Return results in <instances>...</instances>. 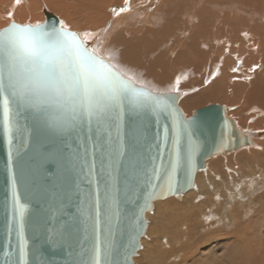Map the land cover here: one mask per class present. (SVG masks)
Returning <instances> with one entry per match:
<instances>
[{"label":"snow or ice","instance_id":"obj_1","mask_svg":"<svg viewBox=\"0 0 264 264\" xmlns=\"http://www.w3.org/2000/svg\"><path fill=\"white\" fill-rule=\"evenodd\" d=\"M130 10L121 7L113 11L120 15ZM88 36L84 33L82 38L63 21L59 27H49L13 19L0 29V128L11 144L20 116L27 113L53 134L76 133L74 149L66 144L69 152L61 161L65 187L72 173L82 176L89 187L79 194L78 216L72 222L53 216L59 227L49 232L51 238H71L83 217L91 229L92 244L86 248L80 243L79 264H117L121 206L143 194L142 213L149 206L148 198L162 194L165 188L168 192L177 189L179 173L195 167L196 125L194 120L179 116L175 98L138 88L133 77L104 60L98 49L88 45ZM161 116H171V125L161 123ZM147 117L155 119L157 131L155 152L145 159L143 120ZM17 179L11 177V206L5 227L7 237L16 232L19 245L16 251L10 241L6 245L5 264H29L24 237L29 205L17 195ZM59 195L54 189L50 207ZM135 224L139 226L137 234H142L141 218ZM136 251L135 242L124 246L127 264ZM14 256L17 259L13 260Z\"/></svg>","mask_w":264,"mask_h":264},{"label":"rangeland","instance_id":"obj_2","mask_svg":"<svg viewBox=\"0 0 264 264\" xmlns=\"http://www.w3.org/2000/svg\"><path fill=\"white\" fill-rule=\"evenodd\" d=\"M13 1L15 0H10V2L4 0L0 5L2 11L0 13V29L7 27L13 19L21 24L44 23L46 20L44 11H48L68 25L69 30L78 34L99 33L100 36H103L116 21L127 19L129 12L134 11L136 17L140 20V17L146 13L147 23L145 25L131 26L125 29L126 32L118 30L115 34H112L111 31L112 35L106 34V37H109L106 42H101V38L96 41L98 45L101 42L100 45L104 51L102 49L100 51L96 47L97 44L93 48L98 49L99 54L115 65L118 70L127 76L133 77L138 85L159 93H180L179 106L187 118H190L197 109L210 104L226 105L232 108L228 116L236 122V126L242 132L251 135L254 132L264 131V104L260 100L252 99L254 93L252 84H254V81L256 83V79L257 81L264 80V60L258 52L259 48H264V23H249L250 19L248 18H242V22L241 20L238 22L235 19H230V22H238L240 26L244 23V27L247 29L243 27L242 29L246 32V36L240 34L242 29L235 27L227 28L223 33L220 30L215 35L212 33L208 37L209 42H212V38H215L216 41H222L219 42L217 47L213 46L212 54H209L211 51L204 47L205 40L201 36V42L200 39L198 41L200 48L196 54L197 56L199 54L197 57L194 52L187 48V42L190 41L189 36L191 35L188 36L189 41H185L187 37L182 35L181 31L183 24L186 23L188 26L187 22L191 21L190 17L179 19L175 17L176 15H172L174 17L165 16L163 18L164 22L160 26L154 25V19L157 18V10H159L156 7V3H159L158 0H144L146 4L143 7L140 3L135 4L138 0L132 1L131 10L121 13V16L116 15L113 10L120 9L122 1L108 0L103 9L104 16L98 17L92 13L88 18L84 14L87 12L83 11L84 5L94 6L95 0H58L63 1L70 7L68 11L54 7L48 0H34L37 6H34L33 0H27L30 5L28 8H31L29 11L34 16L19 21L16 19L15 14L23 5L22 0L14 8L12 18L7 15V10L10 9ZM181 1L178 0V4ZM161 2L164 1L161 0ZM195 7V13L201 9V6L195 5ZM74 9H77V11ZM80 10L83 11L81 14ZM214 14H216L215 11H213ZM169 18L172 19L173 24H169L171 21L165 22ZM77 20L82 21V26L73 27L72 24ZM177 20L178 22L182 21L178 23ZM250 25L261 27L262 35L250 29ZM144 28L150 31L146 38L141 37L142 40L145 39L144 48L138 49L143 51L145 59L140 53H137L138 62L132 63V69H126L125 71L124 68L118 66L117 53H120V55L122 53L127 54L131 50V44L136 41V36H143L141 32L145 31ZM218 33H221V36ZM132 39L135 41L132 42ZM180 40L183 41L182 46H174ZM209 45L212 48V43ZM179 54H182V56ZM128 55L131 56L132 53H128ZM183 56H185L184 59L187 57V60L191 58L192 63H187V61L183 63L179 60V57ZM209 56H211V59ZM260 62L261 65L257 64ZM135 69L137 72L134 71ZM233 69H236V71H233ZM154 77L157 78L156 81ZM159 77L163 78L164 83H161ZM149 78L151 81H158L160 85L154 86L155 83H151ZM177 81L179 83H176ZM215 89L221 90L217 92L220 93L219 95L212 94ZM189 100L192 105L187 109L186 103L187 101L190 102ZM254 144L237 152L209 158L206 161V170L198 173L196 186L193 190L186 195L158 201L154 204L152 212L146 215L147 231L142 239L141 249L134 258L135 264H185L181 261V255L175 254L172 249L174 244L177 247L180 246L176 243L177 239L174 238L176 234L180 233L182 235L186 232L183 230L186 229L184 225L188 222L192 223L194 221L198 224L197 229L192 226L190 236L192 232H196V239H199L203 238L205 232L216 229L222 231V233H231L234 227L236 228L238 225L246 226L256 216L258 209L264 206V136L256 140ZM251 231L255 233V237L264 239V227L252 229ZM178 242H180V239ZM213 246L214 244L203 245L199 241L197 243L192 242L191 248L194 249L195 259L198 257V259H194L193 264H202L205 256L209 257L210 263L213 262L212 264H217L216 261H219V264H226L220 256L221 251L219 252L217 246Z\"/></svg>","mask_w":264,"mask_h":264},{"label":"water","instance_id":"obj_3","mask_svg":"<svg viewBox=\"0 0 264 264\" xmlns=\"http://www.w3.org/2000/svg\"><path fill=\"white\" fill-rule=\"evenodd\" d=\"M45 16L46 20L42 24L59 27L61 20L56 15L45 11ZM136 86L154 94L175 98L174 107L178 110L179 116L185 120L195 121L196 126L193 131L198 151L194 157L195 167L190 170L184 169L179 173L176 190L168 192L165 188L162 194L148 198L149 206L142 213L140 208L144 206L146 199L143 194L138 200L121 206L123 209L121 231L117 237L121 250L116 256L117 264H127L124 257V246L132 242L137 244V251L129 259L130 264H135L134 258L141 249V242L147 231L146 215L153 210L155 202L190 192L194 188L197 174L206 168L208 158L219 153L236 151L251 144L250 138L242 133L236 127L234 120L228 116L230 109L226 105L210 104L197 109L191 118H187L179 106L180 93H159L144 86L137 84ZM159 119L161 123L171 125V116L167 119L161 116ZM143 125L145 128L143 154L146 159L155 152L154 138L157 126L155 119L151 117L144 118ZM75 142H77L75 132L70 135L68 133L53 134L36 123L27 113L20 116L19 130L15 133L11 144L0 128V264H5L4 250L9 241L13 251H16L19 245L16 232L13 231L12 235L7 237L5 227L11 206V177L13 175L18 178L17 195L22 203L29 205L24 232L30 252L29 264H79L80 243L82 242L86 248L91 246V229L87 223L83 222V217L71 238L60 239L58 236L51 238L52 234L49 232L52 227H59L53 216L59 215L61 222H72L73 218L78 216L77 205L81 199L79 194L89 187L87 181L82 176L78 177L76 173H72L71 182L65 187L66 173L61 166V161L69 152L65 145L68 144L74 149ZM150 146H152L151 150H149ZM160 183L163 185L164 182ZM54 189L60 195L55 206L50 207L51 193ZM65 192H67L66 196ZM56 208H59L58 213ZM138 217L141 218L140 226H142V234L139 235L135 230L139 227L135 224ZM15 259H17L16 256L13 257V260Z\"/></svg>","mask_w":264,"mask_h":264},{"label":"bare ground","instance_id":"obj_4","mask_svg":"<svg viewBox=\"0 0 264 264\" xmlns=\"http://www.w3.org/2000/svg\"><path fill=\"white\" fill-rule=\"evenodd\" d=\"M2 1H4V0H0V5H2L1 4ZM22 1H23V5L21 6V8L15 14L16 19L18 21L19 20L28 19V18H33V16H34L29 11L31 8H28L30 5L28 4L27 0H22ZM48 1L54 7L63 9L65 11L70 10V7L67 4H65L63 1H58V0H48ZM95 1H96V3L94 4V6L93 5L86 6L82 2L83 5H84V10L83 11L87 12V13H84L87 18L92 13L96 14L98 17L99 16H104L103 9H104V6H105V4L107 3L108 0H95ZM121 1H122V4L120 6H122V7H130V9H131L130 5H131L132 1L135 2V0H129V3L126 4L125 0H121ZM158 1H159V3H156V7H158L159 10H157L158 11L157 18L154 19V25L155 26H157V25L160 26L162 24V22H164L163 18L165 16L171 17L172 15H176L175 17H178L179 19L181 17L182 18L190 17L191 21L187 20V21H189V22H187L189 27L185 23V24L182 25V30L181 31L183 33L182 35H185L187 37L185 39V41H189L188 40V36L191 35V36H189L190 41L187 42V48L190 49V51L194 52L195 55L199 52L200 43H198V41H199L201 36L204 37V40H205L204 41L205 45L203 44L204 47L208 51L209 50L211 51V53H209V54H212V50L214 49L213 46L215 45V47H217L219 42H222L221 40L216 41L215 38H212V42H209L208 37L212 33L215 35L219 30H220L221 33H223V31L225 29H227V28L230 29L231 27H235V28H239V29H242V27H243L245 29L246 27H244V23H242L241 26L238 25V22L242 18L250 19L249 23H253V22L255 24L264 23V0H182L181 3L179 2V4H178V0H163L164 1L163 3L161 2V0H158ZM9 2H10V0H9ZM33 2H34V6H37L36 5L37 3H35L34 0H33ZM144 2H145L144 0H138V2L135 3V4L140 3V5H142V7H143V5L146 4ZM97 3H99L100 5L97 4ZM5 4H6V2H5ZM16 5H17V3H16V0H15V1L12 2L10 9L7 10L8 11L7 13L8 14L10 12L13 13V10L16 7ZM153 5H155V4H153ZM195 5L201 6V9H199V11L196 12L197 15L195 13V11H196ZM151 7L153 8V6H151ZM85 9H87V10H85ZM74 10L77 11V9H74ZM83 11L80 10L79 11L80 14ZM213 11H215L216 14L213 15ZM0 13H2L1 10H0ZM44 14H45V11H44ZM198 15H200L201 17L198 16ZM8 17H9V15H8ZM172 17H174V16H172ZM9 18H12V17H9ZM140 18H141V20L136 17V14H135L134 11L129 12V14L127 15V19H121L119 21H116L114 24H112L111 29L108 30L105 34H103V36H100L99 33L89 34L88 40H87L88 45L90 47L96 46V44H97L96 41H97L98 38L102 39L101 42H104V41L106 42V40L109 38V37H106V34L112 35V34H115L118 30H124L126 32L127 30H125V29L128 28V27L139 25V24L140 25H145L147 23L146 13L143 14L142 17H140ZM169 19H171V18H169ZM169 19H167L165 22L167 23L168 21H171L169 23V24H171L172 23V19L171 20H169ZM230 19H233V20L235 19L238 22L232 23V22H230ZM178 20H177V22H178ZM96 21L98 22V20H96ZM96 21H95V23H97ZM181 21H179V22H181ZM81 22H82L81 20H77L72 25H73V27H80V26H82ZM241 22H242V20H241ZM243 22H244V20H243ZM103 23H104V20H103ZM83 24H85V23H83ZM239 24H241V23H239ZM178 27H180V26H178ZM250 27H251L250 29H252L253 31H256L257 33L262 35L261 29H260L261 27H259V26L257 27L255 25H253V26L250 25ZM144 30H145V28H144ZM169 30L171 31L172 29H169ZM111 31H112V34H111ZM141 31H143V30L141 29ZM149 31L150 30L146 29L145 31L141 32L143 36H138L137 35L136 39H135L136 41L133 40V39H132L133 41L131 40L132 42L135 41L134 43L131 44V50L128 52V53H132L131 56H129L128 53L127 54L122 53L121 55H120V53H117L118 54V56H117L118 59L117 60H119V61H117L118 64H119L118 66L124 68L125 71H126V69L127 70L128 69H132V67H133L132 63H137L138 62L137 53H140V55L145 59V57H144L145 54L143 53V51H139L138 48H144L143 44H146V43L144 42L145 39L142 40V38L143 37L146 38V36L149 33ZM226 32H228V31L226 30ZM221 33L220 34L218 33V34L221 36ZM166 34H167V32H166ZM240 34H242V35L244 34L246 36V32L243 29H242V32ZM80 36L83 38L84 33L80 34ZM201 40L202 39H200V42H201ZM213 40H214V42H213ZM101 42H100V44H101ZM169 42H170V40H169ZM182 43H183V41L180 40L174 46H176V47L177 46H182ZM210 43H212V48H211V45H209ZM100 44L99 45L97 44L96 47H98L99 50L101 51L102 47H101ZM176 47H172V48H176ZM103 48H104V45H103ZM108 51H109V49H108ZM258 52L260 54V57L263 58V60H264V48L263 47L259 48ZM106 55H108V54H106ZM101 56L103 57V59H105L103 55H101ZM180 56H182V54ZM198 56H199V54H198ZM206 56H208V55H206ZM184 57L185 56L179 57V60L183 61V63L185 61H187V63H189V62L192 63L193 60L191 58L189 60H187L186 59L187 57L185 59H184ZM212 57L214 58L213 55H212ZM209 58L211 59V56H209ZM213 58H212V60H213ZM261 58H259V59L261 60ZM240 59H242V58H240ZM202 62H203V60H202ZM257 64L261 65V62L257 63ZM134 71L137 72L136 69ZM249 71H251V70H249ZM159 78L161 79V83H164L163 78H161V77H159ZM156 79L157 78L154 77L155 81H156ZM149 80H150L151 83H153V84L155 83L154 86L155 85H160V84H158V81L155 82L153 79H152L153 81H151L150 78H149ZM221 84H224V83H221ZM252 85L254 87V93L252 95V99L260 100L264 104V80L257 81V79H256V83L254 81V84H252ZM218 91H221V90L215 89V90H213L212 94L219 95L220 93L218 94L217 93ZM173 93H178V92H173ZM207 96H205V97H207ZM187 103H186V108L188 109L192 104H191V101L190 102L187 101ZM229 109H230L229 110V112H230L232 108L229 107ZM235 124H236V122H235ZM242 133H244V132H242ZM258 133H260V134L257 135ZM245 135H247L250 138V140H251V144L246 146V147H250L252 145H255L254 143H255L256 140L261 139L264 136V131H258V132L252 133L251 135L250 134L249 135L245 134ZM246 147H243V148H246ZM243 148H241V149H243ZM241 149H239V150H241ZM239 150L232 151V152L219 153V154H216L214 156L226 155V154H230V153H233V152H237ZM206 168H207V165H206ZM206 168L204 170H202V171H205ZM196 179H197V177H196ZM195 186H196V181H195L194 187ZM239 189H241V188H239ZM180 196H183V195H180ZM180 196H178V197H180ZM151 212H149V213H151ZM195 222H196V220H195ZM184 226L186 227V229L183 230V231H186V232L184 234H182V235H180V233L176 234V236L174 238V239H177L176 243L180 244V246L177 247V245L174 244V247H173L172 251L175 254L178 253L179 255H181V261L184 262L185 264H193L194 263L193 261H194L196 255L193 253L194 249L192 250L191 243L192 242H196L197 243V241L202 242L203 245L214 244V246H217V248L219 249V252L221 251L220 256L223 259V261L226 262V264H264V239L262 240V239H259V238L255 237V235H254L255 233H253L251 231L252 229H259L260 227L261 228L264 227V206H261L258 209V211L256 213V216L253 217L252 220L249 221L246 226H243V225L239 226L238 225V227H236V228L234 227V229L231 230V233H222V231L216 229V230H212V231H209V232H205L203 238L196 239V237H197L196 232H192V234L190 236V233H191L190 229L192 228V226H195L196 229H197L198 224L194 223V221H193L192 223L188 222ZM207 230H209V229H207ZM187 231H188V233H187ZM179 239H180V242H178ZM194 239H196V240H194ZM230 239H232V241H230ZM172 242H175V241H172ZM186 245H188V246L186 247ZM195 253H197V252H195ZM196 259H198V257ZM212 263H213L212 261L210 263L208 256H205L203 258L202 264H212ZM216 263L219 264V261H216Z\"/></svg>","mask_w":264,"mask_h":264}]
</instances>
